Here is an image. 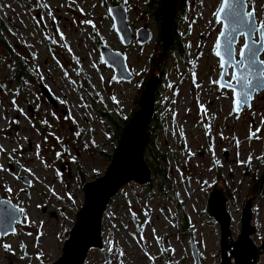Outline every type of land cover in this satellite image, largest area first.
<instances>
[{
    "label": "rangeland",
    "instance_id": "374dc122",
    "mask_svg": "<svg viewBox=\"0 0 264 264\" xmlns=\"http://www.w3.org/2000/svg\"><path fill=\"white\" fill-rule=\"evenodd\" d=\"M114 1L127 8L134 31L150 28L148 44L123 45L108 11ZM160 1L30 0L23 5L0 0V15L12 32L6 38L32 70L19 90L9 58L0 53V145L6 150L0 152V199L23 208L27 217L15 233L0 237V264H46L61 255L84 204L83 185L104 175L125 119L140 108L141 92L159 63ZM220 3L186 0L177 11L176 32L186 50L183 55L172 50L159 63L160 123L154 120L151 127L157 141L152 149L166 157L159 166L164 174L154 170L147 147L152 187L131 182L110 202L103 220L104 248L93 250L86 264H195L191 240L200 264H219L220 227L206 212L216 182L235 194L228 203L234 238L244 203L253 197V239L258 245L264 240V180L257 185L255 180L264 173V91L250 109L236 114L233 92L213 83L222 71L214 54L222 29L214 16ZM253 5L258 23L264 21V0H249V9ZM244 42L241 36L237 58ZM103 44L126 55L131 82L115 79V71L101 59ZM13 149L23 155L15 156Z\"/></svg>",
    "mask_w": 264,
    "mask_h": 264
},
{
    "label": "water",
    "instance_id": "95a60500",
    "mask_svg": "<svg viewBox=\"0 0 264 264\" xmlns=\"http://www.w3.org/2000/svg\"><path fill=\"white\" fill-rule=\"evenodd\" d=\"M177 9L178 0H165L161 12L160 40L162 53L159 63L167 56L172 46ZM108 11L114 21V30L123 45L128 46L134 40L141 45H146L151 41L152 34L148 26L139 27L136 31L131 27L128 10L125 6L111 4ZM251 39L258 41L255 45L257 49L264 43V38L259 31ZM239 40L240 38L235 45V50ZM262 53L263 51H258L257 61H263ZM100 55L102 61L115 71L114 77L117 81L131 82L134 79V74L129 68L127 57L123 52L103 44L100 46ZM235 59L239 60L240 57L237 58L236 55ZM159 63L153 69L141 92L140 108L122 130L118 145L112 154L111 163L104 175L87 181L83 185L84 204L76 214L75 224L64 241L61 255L56 260L46 264H86L89 254L93 250L104 248L103 220L110 202L121 192L123 187L131 182L142 186L152 182L153 170L146 158V149L152 136V131L149 128L155 117L156 98L161 79L157 73ZM258 67H264V65L258 64ZM230 71L233 69L228 68L227 72L230 73ZM228 76H225V80H228ZM263 91L264 81L256 82V90L249 101L250 107L245 105L239 112H234L240 114L246 106V109H250L254 98ZM45 95L49 101L55 104V100L50 94L45 92ZM228 153L226 151V155ZM0 201L8 200L0 199ZM229 201L230 197L225 193L224 188L219 182H216L209 193L206 212L220 227L219 264H259L264 255V240L261 245H258L253 239L257 232V227L253 224L255 199L250 197L244 203L241 230L237 238H234L233 234V216L229 210ZM11 205L16 206L12 202ZM0 209L8 212L10 207L7 203H0ZM8 225H10V217L5 215L3 223L0 224V232L7 230V234L0 236L1 238L12 234L10 227L6 228ZM11 227H15L16 232L17 224L11 225ZM191 250L195 264H200V251L193 240H191Z\"/></svg>",
    "mask_w": 264,
    "mask_h": 264
},
{
    "label": "snow or ice",
    "instance_id": "6c2138e0",
    "mask_svg": "<svg viewBox=\"0 0 264 264\" xmlns=\"http://www.w3.org/2000/svg\"><path fill=\"white\" fill-rule=\"evenodd\" d=\"M248 9L249 0H221L219 7L214 12L217 23L222 25V30L218 34L215 43L214 54L219 57L220 67L224 71L220 74V80L213 81V83L218 84L222 89L227 88L233 92L234 111L237 112L245 105L250 107L249 101L252 98L253 92L256 90V82L264 81V67H258V64L264 65V61H257L258 51H264V43L257 49L255 45L258 41L251 39L258 31L261 32V36L264 38V21L257 22L254 5L251 10ZM81 11L83 10L81 9ZM85 23H91V21H85ZM60 36L61 39H64L63 33H60ZM240 36L245 38V42L239 51L240 59L237 60L235 59V45ZM228 68L233 69V71L228 73ZM227 75H231L230 80H225V76ZM13 104H15V101H13ZM201 107L206 112V109L203 106ZM262 123H264V120H262ZM259 130L257 129V132ZM237 144H239V141H237ZM4 151L6 150L0 145V152ZM249 160H251V157H249ZM0 170H2V166H0ZM8 191H11V188ZM0 203H7L10 207L8 212L0 209V224L3 223V217L5 215L9 216L10 225L6 226V228L10 227L11 232L15 233V227H11V225L27 221V217L23 216L25 210L11 205V201H0ZM22 216L23 219H21ZM153 232L155 233V229H153ZM6 234L7 230L0 232V236ZM140 239L143 240L144 237L141 236ZM156 239L157 242L160 241V237H156ZM108 243L110 245L108 251L111 252L113 250L112 242L109 241ZM4 247L6 250L10 248L9 245H4ZM172 251L174 252V249ZM119 255H124L122 250ZM150 259L154 258L150 257Z\"/></svg>",
    "mask_w": 264,
    "mask_h": 264
},
{
    "label": "trees",
    "instance_id": "16d2710c",
    "mask_svg": "<svg viewBox=\"0 0 264 264\" xmlns=\"http://www.w3.org/2000/svg\"><path fill=\"white\" fill-rule=\"evenodd\" d=\"M20 2L23 3V5H28L30 4V0H18ZM116 2V1H114ZM117 3V2H116ZM113 3V4H116ZM165 0L160 1V8L158 9V13L156 15V19L158 20V22L161 24V12H162V8L164 6ZM186 3V0H178V9L182 8L184 6V4ZM177 16V15H176ZM176 20V18H175ZM176 22L174 25V37H173V43L172 46L170 48V51L168 53V55L171 53L172 50L178 51L181 55L184 54L185 52V44L183 43L182 39L179 38L178 33L176 32ZM6 34H12L11 30L8 28L7 24L5 23L4 19L2 18V16L0 15V53H1V57L3 59H6V57L9 58V67H10V71L12 72V79L13 81L18 85V89H23L24 86L26 85V79L27 77L31 74L32 70L29 66L28 61L25 59V57L23 55L20 54L19 50L17 49L16 46L12 45L10 43V41L6 38ZM168 55L165 57V60L168 58ZM164 70V65L162 64L161 66V71ZM162 85V77L160 79V83H159V87ZM158 93H159V88H158ZM159 113L156 111L155 112V117L154 120H157L160 123V119L158 118ZM128 119V118H127ZM127 119H125L126 124L130 121H128ZM159 125V124H158ZM157 141L155 139L151 140V142L148 145V149H150L151 154L153 155L155 162L153 164H155V168L154 170L156 171L157 174H164V172L161 170L160 171V167L163 165V163L166 160V157L164 154L160 153V152H155L153 151L152 147L156 146ZM147 157V155H146ZM152 164V165H153ZM160 166V167H159ZM264 180V173H262L261 176L256 177V185L260 182V180ZM152 185H149L148 188H151ZM226 190L225 193L232 198H234V193L232 191H230L229 188H225ZM255 189L258 191V187L255 186Z\"/></svg>",
    "mask_w": 264,
    "mask_h": 264
},
{
    "label": "bare ground",
    "instance_id": "6f19581e",
    "mask_svg": "<svg viewBox=\"0 0 264 264\" xmlns=\"http://www.w3.org/2000/svg\"><path fill=\"white\" fill-rule=\"evenodd\" d=\"M4 125V122L3 123H1V126H3ZM6 144V143H5ZM4 144V145H5ZM13 144V143H12ZM14 154H15V156H18V155H23V150H20V149H17V151H14ZM23 157V156H22ZM33 159V158H32ZM14 186H15V184H14Z\"/></svg>",
    "mask_w": 264,
    "mask_h": 264
},
{
    "label": "flooded vegetation",
    "instance_id": "af4514ba",
    "mask_svg": "<svg viewBox=\"0 0 264 264\" xmlns=\"http://www.w3.org/2000/svg\"><path fill=\"white\" fill-rule=\"evenodd\" d=\"M116 4H121V3H116ZM153 123H154V119H153V121H152V123H151V126H150V130L152 131V136H151V140H153V135H154V131H153V129L151 128L152 127V125H153ZM151 140H150V142H151ZM228 152H230V151H228ZM229 154V153H228ZM153 170V169H152ZM152 176H153V174H152ZM153 184V180H152V182L149 184V185H152Z\"/></svg>",
    "mask_w": 264,
    "mask_h": 264
}]
</instances>
